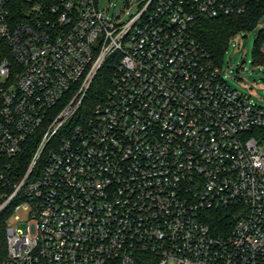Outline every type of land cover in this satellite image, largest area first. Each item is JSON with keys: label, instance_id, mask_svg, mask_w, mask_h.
Segmentation results:
<instances>
[{"label": "built area", "instance_id": "obj_1", "mask_svg": "<svg viewBox=\"0 0 264 264\" xmlns=\"http://www.w3.org/2000/svg\"><path fill=\"white\" fill-rule=\"evenodd\" d=\"M99 1L0 0V264H264V107L194 33L252 0Z\"/></svg>", "mask_w": 264, "mask_h": 264}, {"label": "trees", "instance_id": "obj_2", "mask_svg": "<svg viewBox=\"0 0 264 264\" xmlns=\"http://www.w3.org/2000/svg\"><path fill=\"white\" fill-rule=\"evenodd\" d=\"M264 17V0H252L249 2L246 12L238 16H228L218 19H200L194 24L196 39L210 53L212 59L220 64L222 56L229 46L230 39L241 32H249L256 28ZM264 29L258 32L255 40L254 62L264 64ZM110 70H102L96 77L88 92L85 109L90 111L91 107L102 101L106 95L109 85ZM250 135L264 147V126L255 128ZM29 151L21 154L14 165L18 170H23L28 162ZM5 160L0 159V170ZM10 211L6 210L0 215V236L3 238V226L6 223ZM234 210H213L207 216V222L216 233H227L234 225L236 217ZM120 264V263H114ZM136 264H156V260L148 255H139Z\"/></svg>", "mask_w": 264, "mask_h": 264}, {"label": "rangeland", "instance_id": "obj_3", "mask_svg": "<svg viewBox=\"0 0 264 264\" xmlns=\"http://www.w3.org/2000/svg\"><path fill=\"white\" fill-rule=\"evenodd\" d=\"M127 1L129 0H100L99 7H109V13L112 14L123 10ZM261 29H264V17L253 30L238 33L231 38L223 53L221 65L223 79L228 85L264 107V64L254 62L255 40ZM21 228L24 229L23 226Z\"/></svg>", "mask_w": 264, "mask_h": 264}, {"label": "water", "instance_id": "obj_4", "mask_svg": "<svg viewBox=\"0 0 264 264\" xmlns=\"http://www.w3.org/2000/svg\"><path fill=\"white\" fill-rule=\"evenodd\" d=\"M243 63H244V60H242L241 64H243ZM236 72H238V69L236 70Z\"/></svg>", "mask_w": 264, "mask_h": 264}]
</instances>
